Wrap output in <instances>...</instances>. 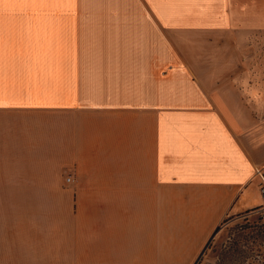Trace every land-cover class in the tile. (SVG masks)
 Returning a JSON list of instances; mask_svg holds the SVG:
<instances>
[{
	"label": "crops",
	"instance_id": "crops-1",
	"mask_svg": "<svg viewBox=\"0 0 264 264\" xmlns=\"http://www.w3.org/2000/svg\"><path fill=\"white\" fill-rule=\"evenodd\" d=\"M258 167L264 0H0V264H198Z\"/></svg>",
	"mask_w": 264,
	"mask_h": 264
},
{
	"label": "rangeland",
	"instance_id": "rangeland-1",
	"mask_svg": "<svg viewBox=\"0 0 264 264\" xmlns=\"http://www.w3.org/2000/svg\"><path fill=\"white\" fill-rule=\"evenodd\" d=\"M241 260L246 264H264V224L253 211L225 217L198 264Z\"/></svg>",
	"mask_w": 264,
	"mask_h": 264
},
{
	"label": "built area",
	"instance_id": "built-area-1",
	"mask_svg": "<svg viewBox=\"0 0 264 264\" xmlns=\"http://www.w3.org/2000/svg\"><path fill=\"white\" fill-rule=\"evenodd\" d=\"M255 174L260 180L259 183V190H260V195L262 196L264 200V169L262 167H258L255 169ZM253 213L256 214L257 218L260 219L261 221H264V205L253 210Z\"/></svg>",
	"mask_w": 264,
	"mask_h": 264
},
{
	"label": "trees",
	"instance_id": "trees-1",
	"mask_svg": "<svg viewBox=\"0 0 264 264\" xmlns=\"http://www.w3.org/2000/svg\"><path fill=\"white\" fill-rule=\"evenodd\" d=\"M259 221H261L260 219H258ZM261 223L264 224V221H261ZM221 264H225L224 262H222ZM229 264H246L245 261L241 260V261H233Z\"/></svg>",
	"mask_w": 264,
	"mask_h": 264
}]
</instances>
